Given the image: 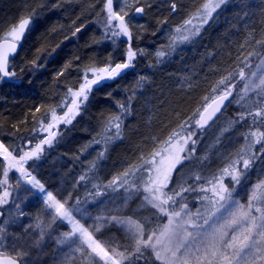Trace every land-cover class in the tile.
<instances>
[{
	"label": "snow or ice",
	"instance_id": "obj_1",
	"mask_svg": "<svg viewBox=\"0 0 264 264\" xmlns=\"http://www.w3.org/2000/svg\"><path fill=\"white\" fill-rule=\"evenodd\" d=\"M227 2L228 0H205L202 8L198 10L202 22L207 23L208 18ZM113 4L114 0H106L104 4L105 38L112 41L124 38L128 45L124 62L91 69L93 78L88 79L85 76L79 90L72 93L71 105L64 115L57 117L53 110L52 122L46 127L41 123L40 131L47 136L31 151H23L20 146H5L0 142V165L3 161H8L7 167L0 171V176L3 177L0 179V218L4 217L3 206L10 203L9 197H12L11 205L15 208V214L9 211L7 217L0 222V264H29L26 260L28 253L20 243L21 237L7 230L10 223H16L19 216L24 215L20 205L16 203L18 197L8 190L12 187L8 184L9 173L13 171L19 173L13 191L19 189L22 181L26 180L31 186L27 189L29 192L32 189L38 191L43 205L40 212L48 217L45 223L40 215H37L34 217L36 223L25 228V234L33 229L38 230V239L34 241L37 247L47 238L54 242L58 249H67L69 255L77 252L83 254L90 250L87 251L88 257L93 258L96 264H132V261L142 258L143 252L148 249L151 250L154 261L159 264H264V176L258 175L256 182L247 190L246 203H241L235 195L241 177L247 179L253 161L260 158L251 151L252 148L259 144L260 153L264 154V131L260 130V126H264V53L249 52L248 57H245L244 66L223 77L213 92L221 86L223 90L211 98H204L203 110L195 121V127L200 130L222 112L226 102H234L241 108L231 124L251 121L248 125L249 131L244 135L246 146L237 154V159L231 160L226 168L220 170L219 176L214 175L211 179L199 175L192 177L194 183L203 181L211 187H184L187 181L175 182L174 172L178 166L192 160L196 152L198 141L188 124H182L179 131L171 133L164 141V147L153 151L149 158L142 157L139 165L130 166L107 184L94 185L92 192L83 198L76 197L69 208L65 205L73 200L72 191L61 202L24 169L23 165L29 160L40 158L43 145H52L57 135L53 131L54 128L60 123L72 122L88 100L94 86L112 80L124 70L134 67L136 57L141 54V50H134L132 47L134 25L130 19H126L130 17V13L121 14L123 9L116 11ZM143 12V7L135 8V13ZM30 23L31 17L21 18L0 38V80L17 77L16 67L10 61L22 46ZM191 23L192 21L188 20L182 28L176 29L170 48L189 41L199 32V26L189 30ZM256 43L264 45V40ZM42 51L37 49V52ZM166 54V51L157 52V56L161 58ZM252 57L258 58L259 63L253 64L249 59ZM38 60L39 57L24 63L19 69L20 75L25 71L31 74L42 68L43 65ZM58 75H63V71ZM69 91L71 92V89ZM119 108L120 114L108 118L104 125L101 137L105 143L120 138L123 116L127 115V105L120 104ZM36 111H40L39 107ZM253 128L255 130H252ZM153 140L155 142L156 138ZM103 155V152L99 153L101 158ZM165 155L169 157L167 164L164 161ZM245 155L250 158L244 159ZM237 165L242 167L237 170ZM224 177H229L233 182L231 189L222 183ZM85 179V176L80 177V181ZM190 194H195L197 202L201 205L195 212L189 207ZM134 196H142V206H150L153 210L151 217L134 218L135 214H121L123 207ZM102 197L108 199L102 200ZM117 199H120V205H115ZM98 203L114 204V207L102 209L100 214L93 216L89 207H96ZM73 213L81 219H91L92 224L88 228L84 227ZM164 220L167 223H163ZM58 226L68 227L69 230L59 231ZM113 229L122 233L123 242H119L114 234L109 235L103 243L95 238L105 232L111 233ZM104 244L108 247H104ZM5 249L15 255H6ZM63 264H68L67 257Z\"/></svg>",
	"mask_w": 264,
	"mask_h": 264
},
{
	"label": "trees",
	"instance_id": "obj_2",
	"mask_svg": "<svg viewBox=\"0 0 264 264\" xmlns=\"http://www.w3.org/2000/svg\"><path fill=\"white\" fill-rule=\"evenodd\" d=\"M41 1L0 0V31L17 24L21 18H25L26 8L39 5ZM195 1L185 0V3ZM89 5L81 2L74 7L69 5L62 11L43 15L35 25L29 27L31 29L27 32L25 43L12 62L17 77L0 80V138L8 146H20L26 151L39 143L44 138L40 131L41 123H47L55 107L60 108L56 96L58 86L77 81L78 71L83 66L103 56L96 47L93 35L97 31L105 34L102 30L105 12L92 10ZM171 10L161 7L146 10L145 23L132 24L133 47L141 49L140 44L137 45L138 40L146 49L151 44L155 46L153 39L157 34H162L167 21L171 26L175 24L177 16ZM75 17L81 21L88 20L82 34L73 35L75 31L69 29V20ZM261 40H264V0H230L218 11L216 18L185 45L155 49V54L150 52L148 66L142 72L152 96L150 103L143 106L139 99L123 97L120 104L127 105V115L123 116L120 138L113 141L110 150L112 159L119 162V158H132L140 154L143 148L150 146L154 137L166 135L176 123L179 127L188 124L192 130L199 110L204 107V98H211L222 91L223 86L213 92L218 82L243 67L249 52L264 53V45L256 43ZM37 49L43 51L37 52ZM158 51H166L167 54L161 58L157 56ZM37 57L43 67L31 74L25 71L20 75V67ZM249 59L253 64L259 61L255 57ZM61 71L63 75H58ZM117 85L120 84H111L115 90L113 94L123 89ZM97 99L89 106L90 122H95L104 110L110 109V103L111 106L117 105L111 96L104 100L100 94ZM37 107L39 112L36 111ZM240 110V106L230 103L212 125L225 118L229 129L235 125L248 127L251 121L231 124ZM127 120H132L129 128ZM76 126L77 123H74L73 128L67 127L64 136L67 130H74L91 137L92 134ZM198 138L202 142L207 141L205 133L197 135ZM50 150L58 152L57 148ZM142 262L159 264L150 258Z\"/></svg>",
	"mask_w": 264,
	"mask_h": 264
},
{
	"label": "rangeland",
	"instance_id": "obj_3",
	"mask_svg": "<svg viewBox=\"0 0 264 264\" xmlns=\"http://www.w3.org/2000/svg\"><path fill=\"white\" fill-rule=\"evenodd\" d=\"M229 1L230 0H228V2ZM80 2L90 4L89 6L92 10L98 9L102 12L106 0H42L39 5L29 6L24 10V13L26 14L25 18L31 17V23L29 25V27H31L35 25L37 20L43 17V15L52 12L55 13L56 11H62L64 7H68L69 5L74 7ZM228 2L221 5V7L217 9L210 18H208L207 23L202 22L200 19L201 13L198 11L202 8L205 0H196L194 3H185V0H114L113 9L116 11L123 9L121 14H123V12L130 13V17H127L126 19H130L131 23H135L136 25H142L145 23L146 10L148 11L150 8L161 7L165 9H172L171 12L174 16H177V19H175L174 26H171L167 21L162 34H157L154 37L153 40L157 45L154 49H157V47H160L161 45L170 47V42L176 35V29L182 28L188 20L192 21L191 25H189V30L199 26V32L196 34L198 35L203 27L207 26L216 18L218 11L225 7ZM173 5L175 7H173ZM136 7H143L144 12L140 14L135 13ZM87 22V18L81 21L75 17L69 20V29L71 32L75 31L73 35L82 34L86 30L83 28ZM9 27L10 26H8L4 31H0L1 37L4 36ZM29 27L26 30L23 44L25 43L28 35L27 32L31 29ZM77 29H80V31H77ZM102 30L104 31V28H102ZM64 31H66V29ZM93 36L96 47L98 48L99 53L103 56H101V59L99 60L86 64L78 71V82L75 81L71 84L69 83L58 86V93L56 96L60 108L55 107V114L57 117L63 116L64 112L67 111L68 106L71 105L72 93L79 90V85L84 82L85 76H87L88 79L93 78V73L90 71L91 69H98L107 65L114 66L115 63L124 62L125 52L128 47L124 38H119L115 41L107 40L105 38V34L100 33V31H97ZM133 42L134 38L132 40V47ZM141 42V40L137 41V45L140 44L141 49L133 47L134 50H141V54L138 55L134 61V67L127 69L124 73H121L118 77L112 80H106L100 85L94 86L89 94L88 100L82 105L79 113L72 119V122L70 124L60 123L58 127L53 129L57 135L52 145H43V152L41 153L40 158L38 160H29L23 165L24 169L31 173V175L35 177L40 184L44 185L45 189L48 192H51L57 200H61V202H63V199L67 198L68 193L72 191L73 200L70 201L68 205H65L66 208H69L70 204L74 203L76 197L83 198L86 194L92 192L94 190V185L107 184L109 180L113 177L119 176L130 166L139 165L142 162V157L149 158L153 151L160 150L164 147V141L167 140L171 133L180 130V127L178 126L179 124L176 123L173 127H171V130L166 132V135H157L155 137V142L152 139L150 146L148 148H143L140 151V154L132 158H119V162L115 161L116 159H112L110 152L114 144L113 141L115 142L116 139L107 143L102 140L101 133L104 125L108 118L119 115L120 111L118 105H120L123 97H132L135 100L139 99L143 106H148L150 103L149 100H151L152 96L148 91L147 84L145 83V75L142 73L149 63V61H147L149 48L146 49L144 46H141ZM186 42L177 44L174 47L185 45ZM155 53L156 52H153V54ZM113 83L120 84L117 86L122 87L123 91L119 90V92L116 91L117 94H113L115 91L114 87H111V84ZM69 89H71V92ZM221 90H223V88ZM100 94H102L104 100H107V98L111 96V98L116 100L117 105L111 106L110 103V109L104 110L101 116L96 117V119H99L95 120V122H90V103L94 100H98L97 96ZM232 104L236 105L234 102ZM202 109L203 108H201L199 112ZM190 110H192V108ZM199 112L196 120L199 117ZM131 121L132 120L126 121L127 128L130 127ZM50 122H52V115L43 126L46 127ZM225 122L226 119L224 118L220 122H217L208 128H204L203 130L198 129L195 126L192 127L191 131L195 134V139L197 135H203L205 133L207 141L202 142L201 138L197 139L198 143L196 145L194 158L190 161H185L182 166H178L177 171L174 172L175 182L180 183L187 181V183H184V187L193 185L195 187H211V185L204 184L203 181L194 183L192 177L199 175L205 179H211L214 175L219 176L220 170L226 168L231 160L238 158L237 154L240 153L241 149L246 146L244 135L249 131V127L243 128L235 125L234 128L230 127L233 129H229ZM74 123H77V129L86 131L88 134H92L91 137H87L82 133H76L74 130H67L64 136V130H66L67 127L73 128ZM252 130H255V128ZM260 130L264 131V126H260ZM42 134L44 138H46L47 134L43 132ZM96 140L101 142L95 143L94 141ZM0 142H3L5 146H8L2 138H0ZM260 147L261 145L257 144L252 148L251 151L260 158L253 161L252 167L247 173V179L241 177V183L236 186V199L240 200L241 203H246V192L251 185L256 182L257 176H264V172H262V170H264V154L260 153ZM52 148H57L58 152H50V149ZM31 150L32 148L26 151ZM60 151H63V153H60ZM101 152L104 153L102 158L99 156V153ZM249 158L250 157L248 155L244 156V159ZM168 159L169 157L165 155V164H167ZM0 160H2V158H0ZM112 160L113 162H111ZM7 164L8 161H3L2 165H0V171H2L3 167H7ZM241 167L242 165H237V170ZM17 176H19L18 172L13 171L9 173L8 184L12 187L8 190L13 192V195L18 197L16 203L20 205V210L24 213V215L19 216L16 223H10L7 226V230L8 232L17 234L21 237L20 243L25 246L24 250L28 253L26 260H28L29 264H63L65 257L68 259V264H96V261L93 258L88 257L87 251L90 250L85 251L83 254L77 252L73 255H69L67 249H58L54 242L48 240L47 238L44 243L37 247L34 244V241L38 239L37 229H33L28 234H25V228L29 224L36 223L34 220L35 216L40 215L41 219L45 223L47 222L48 217L40 212L43 205L41 204L38 191L36 189H32L31 192H29L27 189L31 186L27 184L26 180L22 181L19 189L13 191L15 189ZM81 176H85L86 179L84 181H80ZM2 178L3 177L0 176V179ZM78 181L80 182L77 183ZM222 183L229 189L233 187V182L229 177H224ZM73 189H75V191H73ZM101 199L107 200L108 197H102ZM142 199V196H134L128 201L127 205L123 207L121 214L125 216L135 214L134 218L151 217L153 210L150 206H142ZM188 200L190 201L189 207L193 212H195L197 208L201 207V205L197 202L195 194H190L188 196ZM9 201V205L3 206L5 212L4 218L7 217L9 211L15 214V208L11 205L12 197H9ZM120 203V199L115 201V205H120ZM112 207H114V204L105 205L104 203H98L96 207H89V212L95 216L100 214L102 209H110ZM73 215L86 228L92 224L91 219H81V217L76 213H73ZM153 223L155 222L153 221ZM163 223H167V221L164 220ZM58 227L59 231L69 230L68 227L65 226ZM89 231H91V228H89ZM112 234L119 239V242H123L122 233L117 232L115 229H113L111 233L105 232L102 236L97 235L95 238L103 243L109 235ZM104 247L107 248L108 245L104 244ZM19 250L21 249H18V251ZM4 252L6 255H15V253H11L7 249H5ZM145 258L154 260L150 249L145 250L142 258L138 261H132V264H143L142 260Z\"/></svg>",
	"mask_w": 264,
	"mask_h": 264
},
{
	"label": "water",
	"instance_id": "obj_4",
	"mask_svg": "<svg viewBox=\"0 0 264 264\" xmlns=\"http://www.w3.org/2000/svg\"><path fill=\"white\" fill-rule=\"evenodd\" d=\"M21 48H22V46L19 48L18 53L20 52ZM18 53L15 55V58H16V56L18 55ZM15 58H14V59H15ZM14 59H13V60H14ZM11 61H12V60H11ZM11 61H10V63H11ZM210 102H211V101H210ZM210 102H209V103H210ZM229 105H230V103L226 102V105L223 107L222 112H221V113H218V114H217V117H215L213 121H210V122H209V125L206 126V127L211 126V125H212V124L218 119V117H219V116H220V115H221V114H222V113L228 108ZM2 219H3V218H0V222L2 221ZM149 264H154V263H149Z\"/></svg>",
	"mask_w": 264,
	"mask_h": 264
},
{
	"label": "bare ground",
	"instance_id": "obj_5",
	"mask_svg": "<svg viewBox=\"0 0 264 264\" xmlns=\"http://www.w3.org/2000/svg\"><path fill=\"white\" fill-rule=\"evenodd\" d=\"M159 44H161V43H159ZM155 46H157L156 44H155ZM155 46H153V44H151V46H149V53L150 52H154V51H156L154 48H155ZM145 48H146V46H145ZM166 48H169V47H167V46H160V47H157V50H163V49H166ZM148 49V48H147ZM167 50H169V49H167ZM148 53V54H149ZM203 110V109H202ZM201 110V111H202ZM198 119H199V117H198Z\"/></svg>",
	"mask_w": 264,
	"mask_h": 264
},
{
	"label": "flooded vegetation",
	"instance_id": "obj_6",
	"mask_svg": "<svg viewBox=\"0 0 264 264\" xmlns=\"http://www.w3.org/2000/svg\"><path fill=\"white\" fill-rule=\"evenodd\" d=\"M126 70H124L122 73H124Z\"/></svg>",
	"mask_w": 264,
	"mask_h": 264
}]
</instances>
